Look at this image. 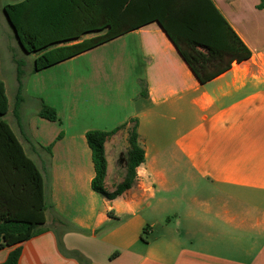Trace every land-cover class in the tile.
<instances>
[{
  "label": "crops",
  "instance_id": "crops-1",
  "mask_svg": "<svg viewBox=\"0 0 264 264\" xmlns=\"http://www.w3.org/2000/svg\"><path fill=\"white\" fill-rule=\"evenodd\" d=\"M261 1L212 0L252 54L205 83L157 20L25 71L23 102L33 108L3 118L40 168L48 207L41 232L0 249V263L20 246L18 264H264ZM7 23L14 38L3 26L0 78L14 69L17 95L14 50L24 48ZM44 104L57 120L40 114ZM134 120L145 159L132 186L108 198L92 186L87 133L117 129L105 142L113 192L126 176Z\"/></svg>",
  "mask_w": 264,
  "mask_h": 264
},
{
  "label": "trees",
  "instance_id": "trees-1",
  "mask_svg": "<svg viewBox=\"0 0 264 264\" xmlns=\"http://www.w3.org/2000/svg\"><path fill=\"white\" fill-rule=\"evenodd\" d=\"M258 7L264 8V0ZM4 11L18 32L24 51L38 53L34 71L117 37L141 22L153 20L160 22L202 83L228 70L234 61H243L252 54L212 0H22L6 4ZM88 32L99 33L79 40ZM58 43L64 44L51 47ZM17 64L16 109L23 101L25 61L17 59ZM8 111L6 85L0 78V249L20 244L40 233L48 207L44 176L25 152L9 122L2 117ZM40 114L51 120L58 119L57 111L47 104ZM134 121L128 138L126 176L113 192L105 187V142L117 129L87 133L96 167L92 186L108 198L132 186L137 168L145 159L137 120ZM20 253L18 246L8 260L0 264H18Z\"/></svg>",
  "mask_w": 264,
  "mask_h": 264
},
{
  "label": "rangeland",
  "instance_id": "rangeland-1",
  "mask_svg": "<svg viewBox=\"0 0 264 264\" xmlns=\"http://www.w3.org/2000/svg\"><path fill=\"white\" fill-rule=\"evenodd\" d=\"M1 1H13V0H0V3H1ZM3 26H7L6 28H8V30H9V39L12 41V38H14V36L12 34V29H11V27H8L5 11L0 8V59L2 61V64L6 62L7 55H8V52L6 50L7 44L5 42L6 38H7L6 34H8V33L2 31ZM14 51L16 53L17 58L25 61V64L23 66V69L25 71L28 70L31 66H33L34 59H35L34 53H27V52L23 51L18 45H16V48ZM13 73H14V69L11 72H9V71H5V72L3 71L2 72V78L4 79V81L6 82V85H7V93H8L9 99H10V110H11L9 113H7L6 115H4L2 117H6V119H8V120L10 119V116L13 115L14 108L16 107L15 104L17 101V98H16L17 95L15 93V88H13L14 82H15ZM22 102H21L19 107H21V105L23 106L24 104H26L28 106V109L31 110L33 108V106H32L33 104L28 103V102L27 103L23 102V104H22ZM17 110L18 109H15V111H14L16 113V115H17ZM14 118H16V116H14ZM133 127H134V122H132L130 125V131Z\"/></svg>",
  "mask_w": 264,
  "mask_h": 264
},
{
  "label": "water",
  "instance_id": "water-1",
  "mask_svg": "<svg viewBox=\"0 0 264 264\" xmlns=\"http://www.w3.org/2000/svg\"><path fill=\"white\" fill-rule=\"evenodd\" d=\"M6 17H7L8 21H9V23L11 24V26L13 27V29H14V31H15V34H16V37L18 38V40H19V42H20V39H19V37H18V32H17L15 26L13 25V23L11 22V20H10V18H9V16H8L7 14H6ZM20 44H21V42H20ZM21 46H22V44H21ZM22 47H23V46H22Z\"/></svg>",
  "mask_w": 264,
  "mask_h": 264
}]
</instances>
